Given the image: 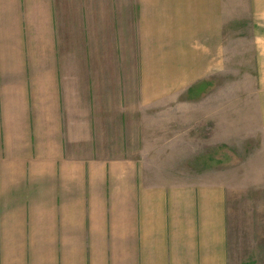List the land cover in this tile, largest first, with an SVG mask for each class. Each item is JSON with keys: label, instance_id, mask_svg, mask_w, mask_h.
I'll return each instance as SVG.
<instances>
[{"label": "crops", "instance_id": "0c3cea01", "mask_svg": "<svg viewBox=\"0 0 264 264\" xmlns=\"http://www.w3.org/2000/svg\"><path fill=\"white\" fill-rule=\"evenodd\" d=\"M184 135L264 187V0H0V264H229L230 175L149 170Z\"/></svg>", "mask_w": 264, "mask_h": 264}, {"label": "rangeland", "instance_id": "374dc122", "mask_svg": "<svg viewBox=\"0 0 264 264\" xmlns=\"http://www.w3.org/2000/svg\"><path fill=\"white\" fill-rule=\"evenodd\" d=\"M225 73V78H229ZM180 150L149 151V170L153 177L187 181L191 176L230 175L234 191L229 200V264H264V187L248 181L246 164L253 154L252 144H215L210 149L190 150L188 139ZM235 182V183H234ZM231 184V185H232Z\"/></svg>", "mask_w": 264, "mask_h": 264}]
</instances>
